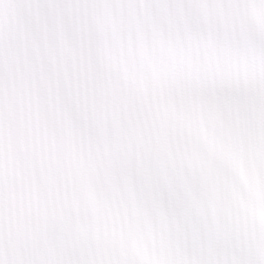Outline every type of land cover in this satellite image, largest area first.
<instances>
[{"label": "snow or ice", "instance_id": "1", "mask_svg": "<svg viewBox=\"0 0 264 264\" xmlns=\"http://www.w3.org/2000/svg\"><path fill=\"white\" fill-rule=\"evenodd\" d=\"M0 264H264V0H0Z\"/></svg>", "mask_w": 264, "mask_h": 264}]
</instances>
